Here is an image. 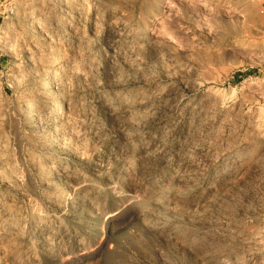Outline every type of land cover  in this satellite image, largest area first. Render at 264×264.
<instances>
[{
    "label": "clouds",
    "instance_id": "1",
    "mask_svg": "<svg viewBox=\"0 0 264 264\" xmlns=\"http://www.w3.org/2000/svg\"><path fill=\"white\" fill-rule=\"evenodd\" d=\"M0 264H264V0H0Z\"/></svg>",
    "mask_w": 264,
    "mask_h": 264
},
{
    "label": "rangeland",
    "instance_id": "2",
    "mask_svg": "<svg viewBox=\"0 0 264 264\" xmlns=\"http://www.w3.org/2000/svg\"><path fill=\"white\" fill-rule=\"evenodd\" d=\"M87 199V197H85ZM51 212L41 208L38 214L51 215L50 225H45L49 231L57 235V239L64 238L65 242H69V235L71 234L73 241L78 238L77 233H87L91 227L92 222L88 217L87 211H82L79 207L73 208L71 205V197L67 204H51ZM55 215H52V213Z\"/></svg>",
    "mask_w": 264,
    "mask_h": 264
}]
</instances>
